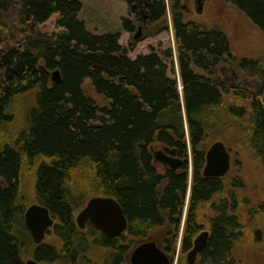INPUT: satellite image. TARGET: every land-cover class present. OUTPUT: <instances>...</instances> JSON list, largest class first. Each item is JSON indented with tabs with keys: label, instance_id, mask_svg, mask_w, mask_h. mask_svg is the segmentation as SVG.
<instances>
[{
	"label": "trees",
	"instance_id": "16d2710c",
	"mask_svg": "<svg viewBox=\"0 0 264 264\" xmlns=\"http://www.w3.org/2000/svg\"><path fill=\"white\" fill-rule=\"evenodd\" d=\"M181 1L169 0L174 52L168 48L131 59L117 32L94 34L85 28L77 18L79 0H0V121L11 118L5 110L17 95L37 89L28 127L0 145V264H25V168L34 169V200L48 208L54 223L47 233L60 243L59 249L35 245L36 260L122 264L138 241L155 233L161 235L157 242L165 252L173 253L178 242L181 252L191 248L203 229L198 209L224 188L221 178L202 175L209 137L225 142L239 136L264 167V67L255 59L238 62L244 74L259 80L260 88L254 95L237 92L248 97V104L230 106L235 121L221 126L216 109L223 90L194 69L210 73L232 57L229 41L219 29L184 20ZM225 1L264 32V0ZM142 3L150 22L165 16L164 0ZM52 16L56 31L43 30ZM122 26L133 30L128 19ZM174 55L181 88L174 67V77L167 75L166 60L173 61ZM56 68L60 81L55 83L50 74ZM85 80L106 103L100 105L85 93ZM153 143L176 152L182 164L159 171ZM85 165L100 195L115 197L126 216L127 227L119 237L108 238L90 223L86 234L75 223L73 210L79 204L69 180ZM231 186H242L240 178H233ZM210 208L208 242L194 264H238L234 246L243 223L233 189ZM125 234L136 241L117 245ZM95 247L111 250L109 260L95 262L89 256Z\"/></svg>",
	"mask_w": 264,
	"mask_h": 264
},
{
	"label": "rangeland",
	"instance_id": "374dc122",
	"mask_svg": "<svg viewBox=\"0 0 264 264\" xmlns=\"http://www.w3.org/2000/svg\"><path fill=\"white\" fill-rule=\"evenodd\" d=\"M82 4L81 9L77 13V18L81 20L85 28L94 34H103L107 32H117L119 34V44L127 48V56L134 59L139 54H148L154 51L160 52L171 48L174 52L175 42L173 37L171 23V9L169 0H164L166 14L157 21L150 22L147 18L142 19V14L133 9L131 4L124 0H79ZM134 4V2H132ZM181 11L184 15V20L193 21L202 28H216L221 30L227 37L230 45L231 56L224 62H221L211 72H205L201 69L194 70L210 79L222 88V104L217 108L216 115L220 119L221 126L227 124L228 121H235L228 113L230 106H247L248 95H254L260 88V82L255 76L244 74L238 67V62L242 58L255 59L261 67H264V32L257 28L245 15L240 12L232 4L225 0H182ZM197 9H199L197 11ZM55 18L52 16L44 25L43 30L49 32L56 31ZM139 18V19H138ZM128 19L133 25L131 32L126 31L122 26V21ZM144 20V21H143ZM143 21V22H142ZM142 25L141 37L139 40H134L132 35L136 33L138 25ZM166 24V28H165ZM167 75L174 77L171 68H175V76L178 80L179 87L180 79L177 73V63L174 55L173 61L166 60ZM82 87L86 94L92 96L100 105L106 101L99 95L95 94L88 80L83 82ZM237 92H243L245 96H240ZM37 89H30L24 93L17 95L5 113L11 118L9 120L0 121V145L5 143V140L13 138L22 129L28 127L29 113L32 107L36 105ZM264 95H262V98ZM225 123V124H224ZM245 123V122H243ZM241 126V122L236 123ZM236 126V127H237ZM224 142L230 157V170L226 175L221 177L224 188L214 195L211 201L204 204L201 209H198V219L203 223V229L208 230L207 220L213 215L211 210V202L217 203L219 199L227 196L230 189H233L237 200L238 208L236 213L243 223L242 233L237 239L234 246V254L238 264H264V167L261 160L251 150L245 147L238 141L239 136ZM215 140L212 136L206 141L205 151L208 146ZM154 150H163L158 143H153ZM165 151V150H163ZM189 160V158H188ZM159 171H163L161 164H156ZM191 163H188V177L191 178ZM239 177L242 186L233 188L231 181L233 178ZM34 169H27L22 176L21 193L25 195L24 202L26 207L34 203ZM69 186L74 193V200L79 205L73 210V218L75 219L78 211L85 205L86 201L93 195H100V191L95 187V180L92 175V170L87 165L74 170L71 173ZM189 191H187L188 194ZM187 206V198H186ZM25 207V208H26ZM186 208L184 209V211ZM184 216V213H183ZM86 234L90 230L84 229ZM162 233V231H161ZM97 233L95 232V236ZM156 240L161 239L159 233L152 235ZM99 239L100 236H99ZM137 238L130 237L125 234V237L117 239V245H130ZM43 243L50 244L56 249L60 248V243L53 233H46ZM35 244L28 234L27 243L23 247L22 257L24 261L32 256ZM177 254L174 264H188L186 262V253L181 252L180 244L176 245ZM111 252L109 249H101L95 247L92 254L89 256L95 262H102ZM172 254L171 252H169ZM126 255V263L128 261ZM109 260V258H108ZM39 261V260H38ZM41 264H59L57 260L46 261L40 260ZM122 263V264H126Z\"/></svg>",
	"mask_w": 264,
	"mask_h": 264
},
{
	"label": "water",
	"instance_id": "95a60500",
	"mask_svg": "<svg viewBox=\"0 0 264 264\" xmlns=\"http://www.w3.org/2000/svg\"><path fill=\"white\" fill-rule=\"evenodd\" d=\"M137 2V0H136ZM134 5V4H133ZM199 9H197L198 11ZM147 11H144L143 19L147 18ZM142 25H138L137 32L132 35L134 40L141 37ZM52 82L60 81V72L56 68L51 71ZM155 162L166 164L174 168L181 163L179 157L168 155L163 150L151 148ZM230 153L222 140L213 141L205 151V162L202 168L204 177L221 178L230 169ZM24 225L35 245H40L47 231L53 226L54 219L48 208L40 203L29 204L23 214ZM87 222L108 238L119 237L127 227V219L117 199L110 195H93L78 211L75 216V223L79 229H85ZM209 237V230L202 229L193 239L191 248L186 253V262L194 264L198 254L206 247ZM177 248L172 254L165 252L157 240L147 237L138 241L129 251L128 261L130 264H174ZM25 264H41L35 258H28Z\"/></svg>",
	"mask_w": 264,
	"mask_h": 264
},
{
	"label": "flooded vegetation",
	"instance_id": "af4514ba",
	"mask_svg": "<svg viewBox=\"0 0 264 264\" xmlns=\"http://www.w3.org/2000/svg\"><path fill=\"white\" fill-rule=\"evenodd\" d=\"M146 3H142V0H138L137 2H136V0L134 1V5L131 3V6H132V8L133 9H137V12H139L140 14H142V19H143V14H144V11H146V8H145V5ZM139 19V18H138ZM144 21V20H143ZM142 21V22H143ZM165 153L166 154H168V155H171V156H174V157H179L178 155H177V153L176 152H170V151H165ZM181 159V158H180ZM161 164L162 165V167H163V169H164V166H166L167 168H170V167H168L166 164H164V163H161V162H156V164ZM180 164H182V163H180ZM179 164V165H180ZM179 165H177L176 167H174V168H177ZM164 171V170H163ZM89 222H87V224H88ZM87 224H86V226H87ZM167 253H169V252H167ZM126 264H130V263H126Z\"/></svg>",
	"mask_w": 264,
	"mask_h": 264
}]
</instances>
